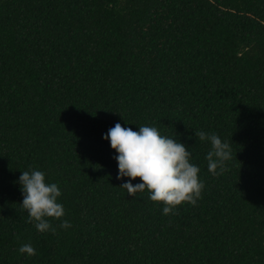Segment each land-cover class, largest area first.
Instances as JSON below:
<instances>
[{"label": "trees", "instance_id": "obj_1", "mask_svg": "<svg viewBox=\"0 0 264 264\" xmlns=\"http://www.w3.org/2000/svg\"><path fill=\"white\" fill-rule=\"evenodd\" d=\"M116 122L190 148L195 205L126 194ZM199 130L231 145L218 175ZM32 167L70 228L28 220ZM0 264H264V0H0Z\"/></svg>", "mask_w": 264, "mask_h": 264}, {"label": "clouds", "instance_id": "obj_2", "mask_svg": "<svg viewBox=\"0 0 264 264\" xmlns=\"http://www.w3.org/2000/svg\"><path fill=\"white\" fill-rule=\"evenodd\" d=\"M200 140L207 141V168L213 175L224 171V164L232 156L231 145L216 132L199 130L194 132ZM114 150L117 163V179L127 177L120 187L126 194L134 195L148 191L149 199L162 205V213L176 211V207L188 202L195 205L204 187L199 177L200 167L191 160L190 148L176 135H165L152 124H141L136 130L116 122L103 134ZM139 177V182L132 180ZM20 186L22 201L28 220L37 231H56L52 220L60 221L59 227L68 229L71 221L61 219L65 215L63 203L59 200L61 188L56 182H48L40 168L23 170L16 181ZM51 218V219H50ZM18 251L26 256L36 254L31 243L20 245Z\"/></svg>", "mask_w": 264, "mask_h": 264}]
</instances>
